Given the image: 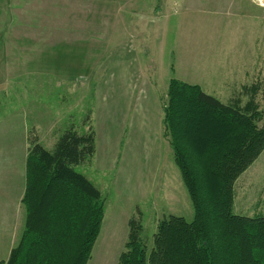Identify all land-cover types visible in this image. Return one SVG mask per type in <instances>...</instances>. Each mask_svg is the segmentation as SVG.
Returning a JSON list of instances; mask_svg holds the SVG:
<instances>
[{"label": "rangeland", "instance_id": "obj_1", "mask_svg": "<svg viewBox=\"0 0 264 264\" xmlns=\"http://www.w3.org/2000/svg\"><path fill=\"white\" fill-rule=\"evenodd\" d=\"M154 1L140 16L106 0H0V260L23 229L32 139L51 151L67 130L93 136L74 167L104 203L88 264H119L132 229L149 251L162 219L193 218L162 122L171 78L251 101L263 123L264 0H206L186 37L183 15L161 18ZM234 189L235 213L264 216V150Z\"/></svg>", "mask_w": 264, "mask_h": 264}, {"label": "trees", "instance_id": "obj_2", "mask_svg": "<svg viewBox=\"0 0 264 264\" xmlns=\"http://www.w3.org/2000/svg\"><path fill=\"white\" fill-rule=\"evenodd\" d=\"M259 115L251 101L239 107L197 84L169 80L162 122L193 218L162 219L149 251L132 229L119 264H264V216L234 212L235 181L264 150ZM92 151L93 136L71 130L51 151L32 139L20 200L23 229L0 264L88 263L104 203L74 167Z\"/></svg>", "mask_w": 264, "mask_h": 264}, {"label": "crops", "instance_id": "obj_3", "mask_svg": "<svg viewBox=\"0 0 264 264\" xmlns=\"http://www.w3.org/2000/svg\"><path fill=\"white\" fill-rule=\"evenodd\" d=\"M206 1V0H155L154 2H157V3H161L162 4V9L164 11H162L163 13L161 14V18H167V15H166V10L170 11L169 9H173V15L176 17L178 16H182V19H180L178 17V25L181 29V32L183 33L184 35V30H186V35L189 33V30H190V25L189 24V20H190V17L192 18V15L195 13V12H199V13H202V3ZM152 2V0H106V4L107 5L108 3H116L118 5H120L121 7L123 5H125L124 7L127 8L124 9V13L127 12V13H139L140 16L144 15L143 14V11L142 10H137L138 6L141 4V5H144V3L147 5L148 3ZM153 3V2H152ZM132 5H136V7L134 8H130V6ZM156 5V3H155ZM176 7V8H175ZM176 9V10H174ZM156 10H160V8L158 6H156L155 8V12L158 13V11ZM180 12H182L181 14H179ZM121 13V11H119V14ZM149 12H147L146 14H148ZM145 14V16H146ZM150 16V14H148ZM158 16V15H157ZM143 18V17H142ZM185 21V22H184ZM185 36V35H184ZM186 37V36H185ZM187 46H188V42H187V39L185 38L184 40V43L182 44V52H185L186 49H187ZM161 49H163L162 47L160 48V51ZM170 50L172 51V47L170 48ZM183 82H187V81H183ZM189 83V82H187ZM233 83V82H232ZM191 84H194V83H191ZM228 85L229 84H226L227 88H228ZM235 85V84H233ZM237 85V84H236ZM244 84H242L243 86ZM203 88V87H202ZM204 90V89H203ZM206 90V89H205ZM204 90V91H205ZM226 90V89H225ZM207 91V90H206ZM208 93V91L206 92ZM210 94V93H208ZM212 95V94H211ZM214 96V95H213ZM222 97V96H221ZM223 98V97H222ZM226 98V96H225ZM232 98V97H231ZM21 234V232H20ZM19 234V235H20ZM18 241V240H17ZM15 241L13 245H15V243L17 242ZM11 249V248H10ZM92 258V257H91ZM90 261V260H89ZM88 264V263H87Z\"/></svg>", "mask_w": 264, "mask_h": 264}]
</instances>
